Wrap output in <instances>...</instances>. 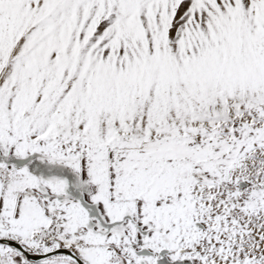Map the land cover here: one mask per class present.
<instances>
[{"label": "snow or ice", "instance_id": "obj_1", "mask_svg": "<svg viewBox=\"0 0 264 264\" xmlns=\"http://www.w3.org/2000/svg\"><path fill=\"white\" fill-rule=\"evenodd\" d=\"M0 264H264V0H0Z\"/></svg>", "mask_w": 264, "mask_h": 264}]
</instances>
